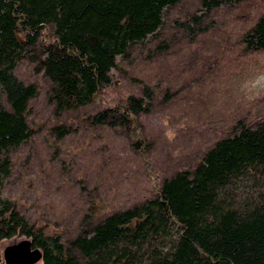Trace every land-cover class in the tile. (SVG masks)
Segmentation results:
<instances>
[{"label": "trees", "instance_id": "trees-1", "mask_svg": "<svg viewBox=\"0 0 264 264\" xmlns=\"http://www.w3.org/2000/svg\"><path fill=\"white\" fill-rule=\"evenodd\" d=\"M177 2L0 0V190L10 155L32 133L27 114L36 87L13 74L17 63L37 64L55 118L77 112L110 84L118 56L155 38L165 10ZM220 3L201 0L203 13L187 17L183 27L199 26ZM240 43L247 53L264 52V15L240 34ZM151 91L143 85L140 96L81 117L127 133L138 126ZM53 130L67 131L61 124ZM61 229L30 223L0 193V241L27 237L39 264H264V114L250 124L236 119L191 170L162 179L151 197L81 225L68 239Z\"/></svg>", "mask_w": 264, "mask_h": 264}, {"label": "rangeland", "instance_id": "rangeland-1", "mask_svg": "<svg viewBox=\"0 0 264 264\" xmlns=\"http://www.w3.org/2000/svg\"><path fill=\"white\" fill-rule=\"evenodd\" d=\"M200 1L178 0L165 10L155 38L118 56L110 84L60 118L37 64L17 63L13 74L36 87L27 114L32 133L10 155L12 169L0 193L30 223L58 226L68 239L81 225L151 197L165 177L191 170L216 139L233 131L236 119L250 124L263 116L264 87L252 81L264 73V52L247 53L240 34L264 15V0H219L189 31L183 26L203 13ZM143 85L152 97L127 133L82 119L124 104L127 95L140 96ZM58 124L67 130L61 136L53 130ZM22 241L28 238L0 241V264L5 249Z\"/></svg>", "mask_w": 264, "mask_h": 264}, {"label": "water", "instance_id": "water-1", "mask_svg": "<svg viewBox=\"0 0 264 264\" xmlns=\"http://www.w3.org/2000/svg\"><path fill=\"white\" fill-rule=\"evenodd\" d=\"M39 259V251L32 249L29 241H22L4 251V264H34Z\"/></svg>", "mask_w": 264, "mask_h": 264}, {"label": "clouds", "instance_id": "clouds-1", "mask_svg": "<svg viewBox=\"0 0 264 264\" xmlns=\"http://www.w3.org/2000/svg\"><path fill=\"white\" fill-rule=\"evenodd\" d=\"M264 87V73L258 75L255 77V79L252 81V87Z\"/></svg>", "mask_w": 264, "mask_h": 264}, {"label": "bare ground", "instance_id": "bare-ground-1", "mask_svg": "<svg viewBox=\"0 0 264 264\" xmlns=\"http://www.w3.org/2000/svg\"><path fill=\"white\" fill-rule=\"evenodd\" d=\"M40 260V259H39Z\"/></svg>", "mask_w": 264, "mask_h": 264}]
</instances>
